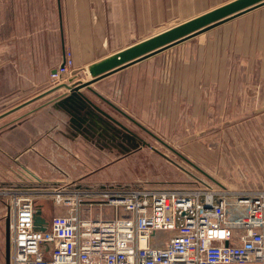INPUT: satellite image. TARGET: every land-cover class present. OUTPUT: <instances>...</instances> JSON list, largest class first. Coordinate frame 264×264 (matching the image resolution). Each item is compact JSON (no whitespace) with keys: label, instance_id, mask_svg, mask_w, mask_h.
I'll list each match as a JSON object with an SVG mask.
<instances>
[{"label":"rangeland","instance_id":"374dc122","mask_svg":"<svg viewBox=\"0 0 264 264\" xmlns=\"http://www.w3.org/2000/svg\"><path fill=\"white\" fill-rule=\"evenodd\" d=\"M262 30L264 10H258L141 64L145 68L132 74L129 81L137 83L138 88L146 87L147 79H156V92L150 106L140 99L139 104H134L132 98H126L124 106L133 120L92 95L95 104L124 125L126 131L110 122L103 124L108 142L101 139L98 149L87 151L76 149L75 137L64 139L59 135L52 141L41 139L38 147L28 148L23 131L27 124L19 119L12 121L7 115L24 113L23 106L38 95L49 93L55 83L48 71L59 66L60 55L9 53L11 46L0 42V190L30 183L31 187L43 188L42 183L65 180L86 183L84 180L90 177L101 180L95 182L98 184L148 182L195 186L205 181L233 190L264 189V53H256L260 50ZM78 46L70 51L76 60L83 55L79 58L80 66L100 59L89 57L90 53H104L96 48L95 41L87 38ZM228 55L236 67L230 75L224 67L229 64ZM86 72L73 73L76 85L91 80L88 69ZM100 91L109 94V101L116 105L115 89ZM149 108L150 114L143 112ZM86 134L91 136L88 131ZM69 142L76 151L72 144V152L65 150ZM57 165L68 174L67 178L57 171ZM71 165L78 169L70 168ZM10 200L0 195V264L5 252ZM45 204L51 216L52 204Z\"/></svg>","mask_w":264,"mask_h":264},{"label":"built area","instance_id":"2783aa9c","mask_svg":"<svg viewBox=\"0 0 264 264\" xmlns=\"http://www.w3.org/2000/svg\"><path fill=\"white\" fill-rule=\"evenodd\" d=\"M74 66L70 52L50 73L54 85ZM31 185L0 190L11 199V264H264V189L205 181ZM38 210L44 230L35 225Z\"/></svg>","mask_w":264,"mask_h":264},{"label":"crops","instance_id":"0c3cea01","mask_svg":"<svg viewBox=\"0 0 264 264\" xmlns=\"http://www.w3.org/2000/svg\"><path fill=\"white\" fill-rule=\"evenodd\" d=\"M232 1L234 0H0V42H4L5 46H11L9 53H59V64H62L68 53L71 52L73 55L70 48H80V46L77 47V43L87 38V40L95 41L96 48L104 53H90L89 57L100 56V59L86 67L80 66L79 58L83 55H79L77 60L73 55L75 67L72 72L75 74L80 71L86 74L91 64ZM258 10H264V6L231 21H238ZM260 33L261 45L259 52L256 53H264V30ZM155 56L95 82L91 86L94 91L86 88L74 93L65 87L57 89L59 85L54 86L48 94L38 95L32 103H27L24 109H21L24 113L17 111L7 117L12 121L19 119L27 124L23 131L29 142L28 148L38 147L41 139L52 141L59 135L64 139L69 136L70 139L75 137L74 144L77 150L79 148L86 151L88 148L98 149L101 139L108 142V135L104 132L107 122L117 128L120 127L123 131L126 129L109 113L97 106L91 96H97L123 117L133 120L127 115L128 111L124 106L126 98H132L134 104H139L140 99L141 102L150 106L154 100L153 94L156 92L154 88L156 79H147L146 87L138 86L137 88V83L129 81L130 76L142 71L145 67L141 64ZM260 58L262 61L263 58ZM226 59L229 64L224 66L225 72L230 75L234 73L236 67L231 64L232 56L228 55ZM262 64L261 72L264 73V63ZM251 66H248L249 71ZM56 68L48 69L49 74ZM199 69L203 71L204 67ZM74 74L65 77L61 85H75ZM121 81L122 86L119 85ZM198 81L199 78H197ZM129 84H132V87L126 88ZM20 85L24 90V85ZM109 88L115 89L116 105L109 101L111 100L109 94L100 91ZM196 96L199 98L198 94ZM139 112L141 113L142 109ZM143 112L150 114L152 111L149 108ZM86 131L90 133V137L86 136ZM95 136L98 137L96 141L93 140ZM71 144L74 148L73 143ZM71 144L69 147L65 146V150L72 152ZM57 149H59L58 146ZM76 149L74 148L75 151ZM77 167L70 166L73 169H78ZM90 179L84 181L86 183L101 182L95 177ZM48 208L44 207L47 216ZM2 257V264H5V252Z\"/></svg>","mask_w":264,"mask_h":264},{"label":"water","instance_id":"95a60500","mask_svg":"<svg viewBox=\"0 0 264 264\" xmlns=\"http://www.w3.org/2000/svg\"><path fill=\"white\" fill-rule=\"evenodd\" d=\"M262 6H264V0H234L91 64L88 67V73L91 76L90 81L84 84H75L73 86L67 84L60 85L57 89L65 87L74 93L80 92V90L84 88L94 91L91 89V86L95 82L200 36ZM95 94L104 99L98 93ZM98 110L101 111L100 109ZM159 141L166 145L162 140L159 139ZM10 222L11 217L8 212L5 225V264H11ZM44 223H46V220L42 217V211L38 210L35 215V225L39 227L40 230H44L42 227Z\"/></svg>","mask_w":264,"mask_h":264},{"label":"flooded vegetation","instance_id":"af4514ba","mask_svg":"<svg viewBox=\"0 0 264 264\" xmlns=\"http://www.w3.org/2000/svg\"><path fill=\"white\" fill-rule=\"evenodd\" d=\"M61 84H59V86H60ZM55 86H58V85H55ZM54 88V87H53ZM52 91H54V90H52ZM51 92V91H50Z\"/></svg>","mask_w":264,"mask_h":264},{"label":"snow or ice","instance_id":"6c2138e0","mask_svg":"<svg viewBox=\"0 0 264 264\" xmlns=\"http://www.w3.org/2000/svg\"><path fill=\"white\" fill-rule=\"evenodd\" d=\"M221 235H223V233H221Z\"/></svg>","mask_w":264,"mask_h":264}]
</instances>
